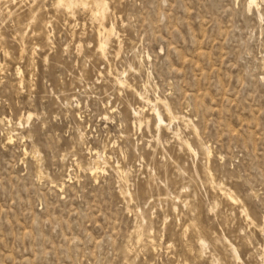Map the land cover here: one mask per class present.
<instances>
[{
	"label": "rangeland",
	"instance_id": "1",
	"mask_svg": "<svg viewBox=\"0 0 264 264\" xmlns=\"http://www.w3.org/2000/svg\"><path fill=\"white\" fill-rule=\"evenodd\" d=\"M248 3L0 0V264H264Z\"/></svg>",
	"mask_w": 264,
	"mask_h": 264
},
{
	"label": "bare ground",
	"instance_id": "2",
	"mask_svg": "<svg viewBox=\"0 0 264 264\" xmlns=\"http://www.w3.org/2000/svg\"><path fill=\"white\" fill-rule=\"evenodd\" d=\"M254 3H256V0H249V3H248V6L249 7H251ZM101 6V5H100ZM99 6V7H100ZM106 10V9H105ZM102 26V25H101ZM112 29H113V27L111 26L110 28H106L105 26L103 27V31H104V33L106 34H109V32L110 31H112ZM106 37V36H105ZM103 41V40H102ZM104 41H106L105 39H104ZM106 44V43H105ZM100 48H101V50L103 51V48H104V42H101L100 43ZM123 81H121L120 83H122ZM156 114H157V117H158V120L159 121H161V122H164V118H163V116H162V114L159 112V111H157L156 112ZM187 144L190 146V144H189V142H187ZM191 147V146H190ZM192 148V147H191ZM93 168H95V170L98 168V166H95V167H93ZM226 191V190H225ZM225 191H223L222 190V193H225ZM226 192H228V191H226ZM226 194V193H225ZM227 195V194H226ZM230 195V194H229ZM228 196V195H227ZM228 198L230 199V196H228ZM203 243V242H202ZM204 244H205V242H204Z\"/></svg>",
	"mask_w": 264,
	"mask_h": 264
}]
</instances>
